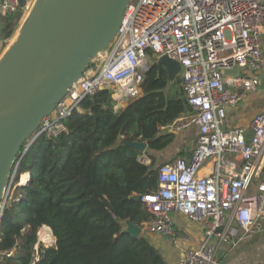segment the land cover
Listing matches in <instances>:
<instances>
[{"label":"built area","instance_id":"2783aa9c","mask_svg":"<svg viewBox=\"0 0 264 264\" xmlns=\"http://www.w3.org/2000/svg\"><path fill=\"white\" fill-rule=\"evenodd\" d=\"M24 8L19 0H0V10L7 14H22ZM263 39L264 0H132L114 41L37 133L51 137L68 133L67 118L75 110L82 111L86 96L104 87L113 89L117 103L129 105L141 95L151 61L164 55L177 60L192 110L169 127L195 125L198 137L190 156L161 164L158 190L141 195L153 215L141 227L147 234L174 242L187 240L174 221L175 213L184 215L203 227L207 239L198 247L186 248L179 264H221V243L231 242L240 230L247 234L264 230V182L247 194L253 179L264 171V112L253 119L249 140L242 128L227 126L228 108L259 86L255 72L264 68ZM236 68L241 69L238 76L224 73ZM233 157H239L240 166ZM141 161L151 162L146 154ZM209 163L210 170L201 174ZM41 230L56 243L51 227L42 226L32 264L40 260L41 246H53L39 238Z\"/></svg>","mask_w":264,"mask_h":264},{"label":"trees","instance_id":"16d2710c","mask_svg":"<svg viewBox=\"0 0 264 264\" xmlns=\"http://www.w3.org/2000/svg\"><path fill=\"white\" fill-rule=\"evenodd\" d=\"M142 91L117 110L113 89L104 87L67 118L68 133L40 135L24 151L26 141L14 165V183L22 173L21 178L31 173L32 179L16 188L18 199L6 203L0 264H32L44 225L51 227L56 243L41 246L36 264H167L148 237L123 232L121 222L129 218L142 226L153 217L142 200L130 197L158 190L161 164L154 152L176 139L163 129L192 107L181 79L171 82L155 60ZM121 138L147 141L150 164L141 161L144 151L118 144Z\"/></svg>","mask_w":264,"mask_h":264},{"label":"water","instance_id":"95a60500","mask_svg":"<svg viewBox=\"0 0 264 264\" xmlns=\"http://www.w3.org/2000/svg\"><path fill=\"white\" fill-rule=\"evenodd\" d=\"M132 0H36L18 37L0 56V209L15 177L16 159L29 138L53 113L73 85L114 41ZM27 6L28 0H19ZM171 82L180 78L181 64L161 56ZM238 76L240 68L224 70ZM31 139V140H32ZM30 140V142H31ZM34 142V141H33ZM118 144L148 148L144 139ZM27 184L32 179V174ZM24 184V185H27ZM141 200L140 194L130 197ZM122 231L138 237L140 224L122 222Z\"/></svg>","mask_w":264,"mask_h":264},{"label":"crops","instance_id":"0c3cea01","mask_svg":"<svg viewBox=\"0 0 264 264\" xmlns=\"http://www.w3.org/2000/svg\"><path fill=\"white\" fill-rule=\"evenodd\" d=\"M16 20V16L0 10L1 53L6 51L7 43L14 34ZM11 31H13V33L9 36ZM248 74H251V72H248ZM255 75L258 76L260 80L257 89L249 92L238 105L229 107L227 113V126L242 128L248 140L253 135V119L257 114L264 112V68L257 70ZM179 130V135L174 141L176 142V148H178L176 156H190L198 137V128L195 125H191ZM146 157L149 158L147 154ZM233 158L237 166H240L242 161H240L239 157ZM210 167L211 164L209 163L200 173L205 174L207 170H210ZM262 182H264V171L261 172L259 177L253 179L247 194L256 192ZM174 221L179 232L187 235V240L174 242L166 236H156L152 234H147L146 236L161 252L167 264H179L186 248L198 247L207 239L203 227L198 223L190 221L184 215L175 213ZM218 255L221 264H264V230L248 234L240 230L239 234L235 236L231 242L221 243Z\"/></svg>","mask_w":264,"mask_h":264},{"label":"rangeland","instance_id":"374dc122","mask_svg":"<svg viewBox=\"0 0 264 264\" xmlns=\"http://www.w3.org/2000/svg\"><path fill=\"white\" fill-rule=\"evenodd\" d=\"M36 0H28V3H27V8H24L23 11H22V14L20 15V17L17 18V22H16V27H15V31H14V34L13 36L11 37V39L9 40V42L7 43V47L5 50H7V48H9L12 43L15 41V39L18 37V34L19 32L21 31L22 29V26L23 24L25 23L26 21V18L34 4ZM4 50V51H5ZM4 53V52H3ZM0 54V56H2V54ZM151 64H152V61H151ZM143 91H141V95H142ZM117 105L119 106L118 108H116L117 110L118 109H122V108H125L127 106V104H123L121 105L120 103H117ZM163 131L165 132H174L176 134V139H177V136L179 135V129L177 128V126L175 127H167L165 129H163ZM33 138V137H32ZM32 138H29V142ZM175 139V140H176ZM175 143L176 142H173L169 147H167L165 150H162V151H155L154 154L156 155V161H157V165L159 164H162V163H166V162H169V161H172L174 160L176 157L180 156H176L177 154V149L176 146H175ZM27 146V145H26ZM26 150V147L24 148V151ZM23 151V152H24ZM175 156V157H174ZM173 157V158H172ZM171 158V159H170ZM169 159V160H168ZM23 174V173H22ZM21 174V175H22ZM21 175L19 176V180L17 183H14V179H13V183H12V187L10 188V191H9V199L8 201L13 198V199H18V197L20 196V194L18 195L16 192V188L17 187H20V186H23V184H25V182L29 181V178L30 176L29 175H24L22 178H21ZM21 178V180H20ZM7 201V202H8ZM145 235L147 236V233L146 232H141V235ZM56 238V237H55ZM45 239V241H47L48 243L51 241L50 239H46V238H43ZM52 243V245H55V242H54V238L52 237V241L50 242Z\"/></svg>","mask_w":264,"mask_h":264},{"label":"bare ground","instance_id":"6f19581e","mask_svg":"<svg viewBox=\"0 0 264 264\" xmlns=\"http://www.w3.org/2000/svg\"><path fill=\"white\" fill-rule=\"evenodd\" d=\"M28 183V181L27 182H25V184H27ZM24 185V184H23ZM39 238L41 239V240H43L45 243H47V244H49L47 241H45V239H43V238H46V239H50V240H52V237L50 236V235H48L45 231H43V230H41L40 232H39Z\"/></svg>","mask_w":264,"mask_h":264}]
</instances>
